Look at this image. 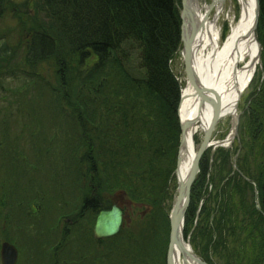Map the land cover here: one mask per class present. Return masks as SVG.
<instances>
[{
    "label": "rangeland",
    "instance_id": "obj_1",
    "mask_svg": "<svg viewBox=\"0 0 264 264\" xmlns=\"http://www.w3.org/2000/svg\"><path fill=\"white\" fill-rule=\"evenodd\" d=\"M197 2L202 9L212 0ZM175 3L180 18L181 0ZM47 14L42 0H7L0 18V45L5 44L7 53L0 54V264H3L1 251L4 242L16 249L15 264H55L59 257L66 263L71 259L81 263L84 258L92 256L78 247H68V241H72L74 236L84 237L90 225L80 221L74 230L68 228L77 218L85 194L83 190L79 191L75 179L77 167L84 168L76 161L82 157L77 149L86 153L85 140L81 138L85 127L79 126L74 110L68 112L66 107L63 108L61 96L71 99L73 84L81 67L65 48L61 51L56 48V55L61 57L64 67L62 73L57 69L55 58L35 65H29L25 60V34L35 23L50 29L54 24ZM227 28V23H224L222 32H227ZM256 36L261 46L260 60L238 99L236 123L233 125L229 116L217 120L210 137L215 145L204 152L207 165L196 191V212L189 220L188 230L184 231L183 226V240L206 264H251L256 257L255 264H264V236L257 213L260 210L259 183L264 165V53L258 22ZM182 47L183 44L171 61L172 73L181 86L177 107L179 127L182 124L179 118L181 93L188 82ZM133 63H137L135 58ZM131 66V69L137 67ZM55 87L63 91L57 100L54 98V93H57L53 90ZM54 130L58 135L55 139L50 136ZM203 133L204 130L199 129L193 137L195 150ZM230 135L231 141H228ZM66 139H69L68 145L72 144L73 151H69ZM180 141L181 127L177 159ZM62 142L66 148H61ZM21 150L23 155L18 154L20 158L14 151ZM177 159L170 182V197L164 203L169 212L167 249L169 215L178 194ZM34 163H37L35 168ZM54 178L60 184L55 185ZM115 195L112 205L123 211V225L126 223L130 227L133 220L145 217L152 210L150 205L133 203L120 191ZM34 198H37L35 203ZM226 214L227 225L224 228L221 218ZM103 238L107 237L98 239ZM59 241L61 247L51 251ZM160 241H165L163 234Z\"/></svg>",
    "mask_w": 264,
    "mask_h": 264
},
{
    "label": "trees",
    "instance_id": "obj_2",
    "mask_svg": "<svg viewBox=\"0 0 264 264\" xmlns=\"http://www.w3.org/2000/svg\"><path fill=\"white\" fill-rule=\"evenodd\" d=\"M175 1L42 0L54 25L47 29L35 23L25 34V60L29 65L55 58L62 73L64 67L56 48H65L81 67L71 99L61 96L63 108L74 110L79 126L85 127L81 138L86 153L77 149L82 157L76 161L84 168L78 166L75 173L78 189L85 194L77 218L68 228L74 230L80 221L90 225L84 237L74 236L68 241L70 245L66 244L92 256L81 263L75 259L66 263L59 257L55 264H165L169 212L164 203L170 197L180 137L177 107L181 86L171 70V61L181 45V19ZM6 2L0 0V18ZM259 10L258 30L264 53V0H259ZM0 54H7L5 44L0 45ZM131 65L137 67L131 69ZM53 90L57 91V100L63 91L58 87ZM55 130L50 135L53 139L58 136ZM65 143L61 148H66ZM71 147L68 145L69 151L74 150ZM14 152L23 155L22 150ZM206 165L204 153L191 186L184 231L196 212V191ZM119 191L133 203L150 205L152 210L133 220L130 227L125 223L117 235L98 239L93 234L95 217L111 207ZM259 195L257 213L264 236V165ZM221 223L226 228L227 214ZM162 234L165 246L160 241ZM61 244H54L51 251Z\"/></svg>",
    "mask_w": 264,
    "mask_h": 264
},
{
    "label": "bare ground",
    "instance_id": "obj_3",
    "mask_svg": "<svg viewBox=\"0 0 264 264\" xmlns=\"http://www.w3.org/2000/svg\"><path fill=\"white\" fill-rule=\"evenodd\" d=\"M187 5L193 12L192 64L196 82L206 97L216 103L213 106L211 100L201 99L189 82L182 89L179 118L186 127L177 167V180L181 183L188 175L196 152L195 133L207 128L216 111L219 118L229 116L235 124L238 99L260 60L256 0H212L202 9L197 0H189ZM224 23L228 27L225 33L222 32ZM187 33H190V26H187ZM227 140L231 141V135ZM190 253L191 247L183 242V249H175V263L200 264Z\"/></svg>",
    "mask_w": 264,
    "mask_h": 264
},
{
    "label": "water",
    "instance_id": "obj_4",
    "mask_svg": "<svg viewBox=\"0 0 264 264\" xmlns=\"http://www.w3.org/2000/svg\"><path fill=\"white\" fill-rule=\"evenodd\" d=\"M189 0H181L182 11L180 13L181 18V41L183 44L182 47V60L184 64V71L187 76V81L194 87L196 93L200 95L201 99L211 100L212 105L214 106L216 102L210 97H206V93L201 89V87L196 82V74L193 69L192 59H193V15L192 10L188 7L187 3ZM257 4V16H256V26L258 22L259 15V0H256ZM187 26H190V33H187ZM261 46H259V51ZM216 110H214L215 112ZM219 119V115L214 113L213 117L210 120L207 128L204 130L203 138L201 143L194 154V158L188 172V175L183 183L178 181V194L175 197L172 210L169 215L170 219V232H169V244L166 254V264H176L175 263V249H183V238H182V226L185 216L186 209L189 205L190 199V189L191 185L199 172V161L205 150L212 144L210 141L211 133L213 128ZM236 123V122H235ZM181 144L183 142L184 129L186 124H181ZM179 165V156L177 159V167ZM177 173V168L175 170ZM123 224V212L117 205H112L109 210H102L98 213L93 232L94 235L98 238L101 237H111L117 234L120 230V227ZM2 262L3 264H15L17 252L16 249L4 242L2 244ZM194 260L198 261L200 264H206L201 261L195 254L192 252L189 254Z\"/></svg>",
    "mask_w": 264,
    "mask_h": 264
}]
</instances>
